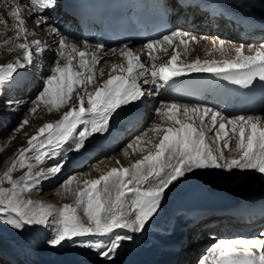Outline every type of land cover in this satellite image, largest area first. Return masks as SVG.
I'll return each instance as SVG.
<instances>
[{
  "label": "snow or ice",
  "instance_id": "6c2138e0",
  "mask_svg": "<svg viewBox=\"0 0 264 264\" xmlns=\"http://www.w3.org/2000/svg\"><path fill=\"white\" fill-rule=\"evenodd\" d=\"M56 5L57 0H28L26 4L20 0H0V25L4 32L9 30L6 14L14 31V36L0 41V49L8 54L17 53L12 60L0 63V91L20 70L35 67L42 74V86L30 102L29 114L34 116L41 108L48 114L60 113L58 119L44 122L33 134L25 132L26 144L16 150L0 171V223L18 230L47 226L48 245L73 244L93 251L102 258V264H115L124 242L133 241L135 234L146 230L161 210L166 190L187 174L202 169L255 170L264 174V117H229L207 105L162 103L155 109L160 122H153L123 150L125 156L139 151L140 159L128 166L117 160L118 167L95 178L73 175L64 180L58 194L73 196L74 203L57 206L33 200L30 194L43 181L61 173L68 153L83 150L89 138L106 133L110 121L151 94L145 86L163 88L173 78L189 73H211L243 86L252 85L257 78L264 81V44L248 45L251 54H247L244 44L228 47L224 40L213 41L207 54L219 53V59L196 57L185 62L182 57L195 50L190 45L202 38L177 29L148 40L142 52L128 45L105 51L101 43L69 40L50 23L45 13ZM33 17L35 27L29 30L26 18ZM41 27L55 37L54 49L43 39H30ZM47 52H53L54 59L44 75L38 58ZM109 53L118 54L123 62L109 64L105 59ZM161 54L167 60L157 64ZM142 55L148 57L151 67ZM102 61L104 67L100 66ZM4 103L9 108L19 104L11 99ZM30 123L29 116H25L13 130V136L0 144V153ZM225 149L237 155L227 156ZM51 160L56 163L43 167ZM18 168L25 171L14 177ZM118 229L125 232L121 234ZM78 237L91 239L77 242ZM199 264H264V241L220 240Z\"/></svg>",
  "mask_w": 264,
  "mask_h": 264
},
{
  "label": "bare ground",
  "instance_id": "6f19581e",
  "mask_svg": "<svg viewBox=\"0 0 264 264\" xmlns=\"http://www.w3.org/2000/svg\"><path fill=\"white\" fill-rule=\"evenodd\" d=\"M63 1L66 0H57L56 7L54 9L48 10L45 13L50 17V23L57 26L61 30V32L73 42L80 43L87 40L89 44H94V41L91 39L90 35H88L87 38L83 40L80 38L81 34L77 33L74 21L72 19H67L64 15V12L62 10ZM237 1L243 2V11L245 13H248L249 15L256 16L257 14H262L261 12H259V8L263 9L262 12H264V0ZM20 2L26 4L28 0H20ZM224 4L225 6H229V4L226 2ZM0 12H3V9H0ZM207 14L208 13H200L199 11L194 10L193 17L191 19H186L184 22L176 25L175 29L173 30L175 31L179 29L195 36L198 35L197 32H201L200 34H202V39H200L198 43L190 45V48H194L195 50L191 51L190 54L182 57L185 62L195 59L196 57H199L201 59H219V53H215L214 56H210L207 54L208 50L212 46L213 41H216L218 43L219 40H224L228 47H231L232 45L238 46L240 44H244L245 52L247 54H251L247 47L248 45L259 46L261 44H264V22L260 24L261 26L257 30H253V27L251 25L234 30L227 25V22L223 23L222 19H218ZM5 17L8 21L10 20V18H8L6 14ZM26 19L28 29H33L35 27L34 19ZM263 19L264 16L257 17L258 22ZM8 31L9 33L6 35L5 39L14 36L13 30L9 29ZM32 38L45 40L49 47L52 49L56 47V45L53 43L55 37H53L47 31L46 27L37 28L36 36L30 37V39ZM0 39L3 40L2 37ZM248 40H250L251 42H248ZM120 47L122 46H115L112 48L104 49L105 51H108L109 49H119ZM128 47L132 48L136 52H142L143 45H128ZM15 55H17V53L8 54L4 49H0V63H6L12 60ZM141 58L147 66L151 67V62L148 60V57L146 55H142ZM53 59V52H47L43 57L38 58V63L43 64L44 66V75L47 74V70L51 66V62ZM105 59L109 62V64H119L123 62L122 58L118 54L112 55L111 53H109V55ZM166 60L167 57L162 55V59L160 61H157V64L165 62ZM100 66H105L103 61ZM41 75L42 74L37 71L35 67L22 69L20 70L19 75L11 83L6 85L3 90L0 91V144H4L10 136H13V130L19 125V123L24 119L25 116H29L31 120V123L26 126L25 129H23L19 134H15V138L12 139L11 142L7 145L5 151L3 153H0V167L5 166V162L9 160V158L16 151L17 145L20 146L21 144H26L27 137L24 135L25 132L31 135L44 122L58 119L60 116V113L55 112L52 114H48L43 108L38 110V112L34 116H31L29 114V108L32 106L30 102L35 98L36 94L42 86ZM106 78L107 74L104 76V79ZM175 79H177V77H175ZM145 87L150 89V95L143 98L142 101L136 102L133 106L127 107L124 111H122L120 115L114 119V121L112 120L110 122V128L106 133L96 134L92 139H90L89 149L93 150L99 147L101 150L100 153H102L103 155V161L95 164L90 175H79V178H95L111 167H118L119 165L116 163L117 160L120 162V164L128 166L136 159L141 158L142 153H140L139 151L132 153L129 156L123 155V150L126 148L127 144L125 145V147H123L122 151H120L118 150V142L128 134L133 133L132 137L134 138L135 136L143 133V130L140 128L142 126L141 124L143 122V119L148 117V114L146 112L149 109L147 108H151L156 103H158V108L162 103L174 102L170 100L168 96L166 85L163 88L159 89H157L156 86L152 84ZM147 97L148 99H146ZM9 99L18 101L19 104L13 105L12 108H9L4 103V101ZM179 104L196 105L197 103ZM199 104L213 107L229 117L239 116L237 112L232 111L231 109L217 108L213 104ZM253 116L264 117V106L257 115ZM180 118L183 119V116H181ZM16 122L17 124L14 126ZM153 122H160L156 112H154L153 114V119L150 123V126L153 124ZM11 126L13 127L12 130L10 128L11 132H6L7 129ZM149 135L151 136L152 134L149 133ZM232 147L234 148L235 145L233 144ZM129 152L131 153V150H129ZM225 154L227 156L237 155L236 152L228 151L227 149H225ZM73 161L74 162L72 163L78 166L79 164L84 162V159H82V156L79 155V157H77ZM97 168L99 169V171L95 170ZM233 170L234 172L231 175L226 169L196 170L195 174H187L186 178H181L177 182H174V185L170 186V188L166 190L165 200L162 202V208L158 212L157 216L149 223L143 233H137L134 235L133 241L124 242L123 246L119 250L118 255L115 257V264H141L138 260L141 253L149 250L147 247H144L146 242H149L152 239H157L159 241L165 242L163 249L166 250L171 245V240L173 239L175 241L177 234L180 233L179 228L181 225L182 227L188 229L189 226L187 225L186 221L192 218V216L195 215V212H206L213 210L214 206H205L186 210L176 209L173 205L171 206L170 201L171 197L173 196L174 188L184 182V180H194L195 178H197L198 183L199 181L204 182V185H206L209 191L218 192L232 198H238L240 200L245 197H254L257 193L264 194V174H261L255 170ZM16 171L18 173H22L25 171V169H17ZM57 178L58 175L51 179L43 181L39 189L44 188L45 193H39L38 189L30 194L31 198L33 200H40L45 203L51 204H53L55 201L59 202V194L55 193L53 189ZM168 195H170V197ZM60 199L65 201L66 203H69L70 201L69 196L65 197L61 195ZM213 220H218V224L212 229L213 231L217 232L218 237L202 246V253H200L199 251H197V249L205 241L202 238L205 236H209L211 230H208L206 234H203V236L196 239V242L200 244L192 241L189 242L190 245L186 242V239L189 236L188 233H190L188 230L186 239L182 243L183 247L180 249V255L178 259L174 261L175 264H189L194 258L197 259L199 256L200 260L204 255L207 254L208 250L216 242L220 240L234 239V233L241 229L245 230L247 226L244 216L241 215L236 216L222 214L220 216H217V218H213ZM254 220H257L260 224L259 219H250V226L253 224L255 225V223H253ZM198 223L202 224L203 222ZM2 230H0V264H12L13 258H17L20 263L23 262L24 264H102V258L97 256L93 251L89 249L88 251H86V253L78 255V258L74 261L51 262L42 256L41 251L40 253H36L35 247L32 246V242L34 241L33 238L21 233L18 229H14L12 227L7 228V226H3ZM116 231L121 234L125 232V230L122 229H118ZM248 231L253 230L248 229ZM254 234L255 232L251 233V235ZM70 258L71 257H69L68 259ZM199 260L195 264H199Z\"/></svg>",
  "mask_w": 264,
  "mask_h": 264
},
{
  "label": "rangeland",
  "instance_id": "374dc122",
  "mask_svg": "<svg viewBox=\"0 0 264 264\" xmlns=\"http://www.w3.org/2000/svg\"><path fill=\"white\" fill-rule=\"evenodd\" d=\"M5 19L7 20L6 17H5ZM30 19L33 20L34 18H30ZM12 23L13 22L10 19L8 21L9 29L10 30H12L11 29V24ZM0 27H1L0 28V31L2 33V34L0 33V38L2 37L3 39H5L6 35L9 33V31L4 32V26L3 25H0ZM200 33L201 32H197V34H198L197 36L198 37H202V34H200ZM3 35H4V37H3ZM0 41H2V39H0ZM249 41L250 40H248V42ZM146 99H148V97ZM157 105H158V103H156L155 105H153L154 107L152 106L151 108H147V109H149L146 112L148 114V117L143 119V122L141 124L142 126L140 128V129L143 130V132L150 126V123H151V121L153 119V114L155 112V109L157 108ZM16 124H17V122L14 124V126ZM10 128L12 130L13 127L12 126L9 127L6 132L10 133L11 132ZM132 135H133V133L126 135L125 137H123L118 142V144H117L118 145V150L122 151L123 147H125V145L128 144L133 139ZM92 138H89V140H88V142L86 144V147L83 150H81L80 152H78V153H68V162L65 165V167L63 168V170L61 171V173L58 174V178H57V181L58 182L56 181L55 185L53 186V189H54V192L55 193H58L59 187H60L61 183L64 180L68 179L69 177H71L73 175H75L77 177L79 175L83 176L85 174L90 175L91 172H92V168L95 166V164L98 163V162H100V161H103V155H102V153H100L101 150H100L99 147H97L96 149H93V150H90L89 149L90 139H92ZM24 145L25 144H21L20 146L17 145V149L19 147H21V146H24ZM79 155L82 156V159H84V162H82L81 164H79L78 166H76L72 162H74L73 160H75L77 157H79ZM54 163H56L55 160L48 161L47 164L44 165L43 167H45V168L51 167V165L54 164ZM4 168H5V166L4 167H0V171H3ZM233 172H234V170L232 169V170L229 171V174L231 175V174H233ZM23 173L24 172L18 173L17 171H15L13 173V176L14 177H19V176L23 175ZM202 184H205V183L202 182V181H199V183H198L197 178H195L194 180L193 179L184 180V182H182L180 185H178V186H176L174 188V192L175 193L173 192V196L171 197V201H170L171 206L173 205V201H174V199L176 197L182 196V195L186 194L187 192H189L190 190H192V189H194V188H196V187H198V186H200ZM5 186H8L7 185V182H5ZM74 186L75 185H73V187ZM261 186H262V184H261ZM187 187H189V188H187ZM44 190H45L44 188H41L38 191H39V193L44 194L45 193ZM68 196L70 198L69 203H74V197L71 196V195H68ZM168 196L170 197V195H168ZM60 197H61V195L59 194V200L60 201L59 202L58 201H55L53 204H55L57 206H60V205H62L64 203H66L65 201L61 200ZM230 221H232V220H230ZM230 221H228V222H230ZM254 221H253V223H255V225L253 224V225L250 226V229H252V230L258 229L259 228V225H260L257 220H254ZM259 221L261 223V220H259ZM262 223H264V222L262 221ZM3 226H7V228H10L11 227L9 225H6L4 223H1L0 230L3 229ZM1 227H2V229H1ZM188 230H189V227H188V229H186L185 227H182V225H181L180 228H179V232L180 233L177 234L175 240L176 241H180L181 244H182L184 242V240L186 239V235H187ZM19 231L21 233L26 234L29 237L33 238L34 241L32 242L33 243L32 246L35 247L36 253L37 252L40 253V251H41L42 256L45 257L46 259H48L51 262H61V261H68V262H70V261H74V260H76L78 258V255L84 254V253H86V251H88V249L81 248V247H76L73 244H66L64 246H58V247H52V246L48 245L47 244V240L49 239V236H50V229L47 226H43V225H33V226H28L25 229L19 230ZM0 235H1V233H0ZM188 235L189 236L186 239L187 244L189 242H192V241L196 242V239L197 238L203 236V234L202 235L200 234L198 237H194L193 238V237L190 236V233H188ZM38 236H39V238H38ZM87 239H91V237H78V238H75V240L77 242L85 241ZM196 243H198V242H196ZM198 244H200V243H198ZM189 245H190V243H189ZM166 250H168V248ZM180 252H181V250L175 254L174 261L176 259H178L179 255H180ZM69 257H71V258L68 259ZM193 264H194V262H193Z\"/></svg>",
  "mask_w": 264,
  "mask_h": 264
},
{
  "label": "water",
  "instance_id": "95a60500",
  "mask_svg": "<svg viewBox=\"0 0 264 264\" xmlns=\"http://www.w3.org/2000/svg\"><path fill=\"white\" fill-rule=\"evenodd\" d=\"M227 196L218 193L210 192L206 185L202 184L195 189L189 191L182 197H178L174 200V208L176 209H187L199 206H207L210 204L215 205H226L230 203Z\"/></svg>",
  "mask_w": 264,
  "mask_h": 264
}]
</instances>
